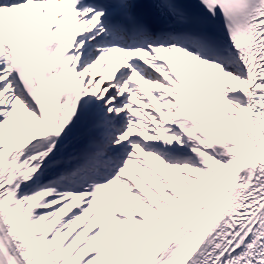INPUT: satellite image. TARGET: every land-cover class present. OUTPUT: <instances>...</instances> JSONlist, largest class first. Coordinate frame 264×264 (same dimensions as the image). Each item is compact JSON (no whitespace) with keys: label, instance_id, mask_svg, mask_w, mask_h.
<instances>
[{"label":"snow or ice","instance_id":"obj_1","mask_svg":"<svg viewBox=\"0 0 264 264\" xmlns=\"http://www.w3.org/2000/svg\"><path fill=\"white\" fill-rule=\"evenodd\" d=\"M0 264H264V0H0Z\"/></svg>","mask_w":264,"mask_h":264}]
</instances>
